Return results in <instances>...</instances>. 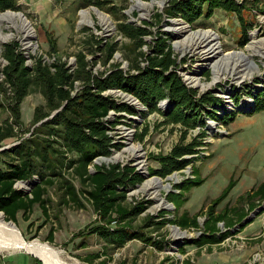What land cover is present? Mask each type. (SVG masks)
Wrapping results in <instances>:
<instances>
[{
    "label": "rangeland",
    "instance_id": "1",
    "mask_svg": "<svg viewBox=\"0 0 264 264\" xmlns=\"http://www.w3.org/2000/svg\"><path fill=\"white\" fill-rule=\"evenodd\" d=\"M170 1L101 0L100 9L81 7L78 0H17L19 10L9 11L21 14L26 28L17 17L0 21V35L8 36L7 41H0V69L6 64L1 55L3 45L13 42L19 45L28 66L41 58L46 64L65 62L74 71L80 52L94 74L111 64H119L123 70L135 63L145 66L143 56L136 55L134 42L118 29L120 22H127L148 31L140 48L143 52H149L158 36L166 37L182 82L194 89L197 97L207 94L219 100L195 112L186 110L200 114V123L185 133L179 124L163 123L171 108L168 99L157 102L158 111L149 112L130 94L117 89L104 92L135 112L109 111L108 133L115 146L108 156L93 159L88 170L94 173L96 166L127 165L142 180L128 187L125 198L103 214L88 200L89 182L70 168L45 187L46 213L34 204L28 212H19L15 222L4 217L13 222L24 240H37L57 251L55 256L64 264H264V110L253 113V97L264 91V0H235L248 27L243 45L239 43L241 22L235 12L216 8L210 16L190 24L167 15ZM198 31L215 37L217 54H211L210 46L192 35ZM199 41L202 46L194 45ZM109 44L114 52L104 64V49ZM231 53L246 58L237 67L240 70L226 61ZM188 76L195 82H188ZM3 82L0 73L1 123L10 117L7 104L11 93ZM75 86L79 88L80 83L76 81ZM44 103L42 93L32 88L20 104L23 128L0 141V150L28 135L23 129L34 128V108ZM227 115L230 119L224 123ZM202 131L204 137L199 136ZM194 139L203 143L197 153L185 155L191 159L188 165L163 178L151 174L159 167L156 157ZM134 147L138 158L132 154ZM154 178L169 187L154 190L150 186ZM36 182L34 176L16 182L15 188L29 193ZM66 184L72 186L75 198L66 193ZM121 229L127 236L119 232L122 236L108 239L100 233ZM181 232L185 234L178 236ZM0 264L43 262L14 249L0 234Z\"/></svg>",
    "mask_w": 264,
    "mask_h": 264
},
{
    "label": "trees",
    "instance_id": "2",
    "mask_svg": "<svg viewBox=\"0 0 264 264\" xmlns=\"http://www.w3.org/2000/svg\"><path fill=\"white\" fill-rule=\"evenodd\" d=\"M78 2L81 7L93 5L102 8L101 0ZM216 8L238 15L242 32L239 43L245 44L248 27L240 15L241 6L235 0H171L165 12L169 17L178 16L192 24L202 16H210ZM6 10H19L17 0H0V12ZM118 29L134 42V49L138 50L136 55L143 56L145 66L135 63L128 70H123L119 64H111L104 72L94 74L82 52L77 54L74 71H70L65 62L46 64L41 58L34 59L28 66L17 43L3 45L1 55L6 64L0 73L4 75L3 83L8 85L11 94L7 104L10 117L0 122V141L14 137L17 128H23L20 104L32 88H37L45 100L44 105L34 108V128L23 129L28 135L19 137L10 148L0 150V213L5 220L15 222L19 212H28L34 204L46 213L45 187L55 182L54 176H60L70 168L80 179L89 182L88 200L96 211L103 214L112 211L125 198L128 187L142 180L141 175L127 165L96 166L94 173L88 170L93 159L108 156L115 146L108 133L106 117L109 111L135 112L127 104H118L111 96L105 95V91L117 89L130 94L149 112L158 111L157 102L168 99L171 108L164 114L163 123L179 124L185 133L200 123V114H188L186 110L195 112L202 105L210 106L219 101L207 94L197 97V92L182 82L175 72L176 58L166 37L158 36L146 53L140 48L148 31L127 22H120ZM51 48L54 49L53 46ZM104 52L105 64L114 52L113 44H109ZM76 81L80 83L79 88L75 86ZM253 98V113L264 110V91ZM206 114L215 117L211 112ZM225 119H230L229 115L223 117V122L228 123ZM199 136L204 137L205 132H200ZM202 139L175 145L168 154L156 157L159 167L151 174L163 178L184 168L191 161L185 155L197 153ZM34 176L38 182L29 193L15 188L16 182L27 181ZM66 185V193L71 199L75 198L72 186ZM130 213H134L133 210ZM119 232L127 236V231L122 229L100 231L108 239L122 236Z\"/></svg>",
    "mask_w": 264,
    "mask_h": 264
},
{
    "label": "bare ground",
    "instance_id": "3",
    "mask_svg": "<svg viewBox=\"0 0 264 264\" xmlns=\"http://www.w3.org/2000/svg\"><path fill=\"white\" fill-rule=\"evenodd\" d=\"M6 17H8V18H14V17L16 18L17 17V18L21 19L20 21H21V24H22V26L24 28H26V26H27L26 25L27 23L25 21L26 19H24L21 16V14H19V13L11 12L9 10H7L5 12H2L0 14V21L2 19L6 18ZM192 35L195 36V38L198 39V40H204L210 46L208 48H209L210 52H212L211 54H217V52H218L217 43L215 42V37L212 36V34L210 32H208V31H198V32H195ZM9 38H11V37L9 36ZM7 40H8V36L0 35V41L1 42H5ZM200 43H201V45H199ZM194 45L202 46L203 43L201 41H199V42H195ZM221 59H225V58H221ZM227 59H228V61H227ZM245 59H244L243 55L233 54V53L229 54L226 57V61L230 62L235 67V69H238V70H240V69L237 68V67H241V65H239L240 62L245 60ZM226 63L224 62V64H226ZM186 79L190 80V77L188 76V78H186ZM195 80L196 79H191L188 82H195ZM191 84H194V83H191ZM131 151H132V154L136 158H138L140 156L138 154V149L136 147L132 148ZM150 181H151L150 186L153 187L154 190H155V188L157 190V188H168L169 187V184H164L163 181L161 179H159V178H154V179H151ZM160 205H163V201L160 202ZM0 234L6 239V241H8L9 243H11L13 245L14 249L22 250V251H25V252H27L29 254H32L33 256L39 258L43 262V264H64L63 262H61L58 259V256H55V254L57 255V251H53V249H51L50 247H48L45 244L44 245L41 244L37 240H32V241L24 240L21 237V235L19 234V232H18L17 228L15 227V225L13 224V222H6L4 220V216H3L2 213H0ZM177 234H178V236L179 235L183 236L185 234V232H181V233H177Z\"/></svg>",
    "mask_w": 264,
    "mask_h": 264
},
{
    "label": "water",
    "instance_id": "4",
    "mask_svg": "<svg viewBox=\"0 0 264 264\" xmlns=\"http://www.w3.org/2000/svg\"><path fill=\"white\" fill-rule=\"evenodd\" d=\"M2 213V212H1Z\"/></svg>",
    "mask_w": 264,
    "mask_h": 264
}]
</instances>
